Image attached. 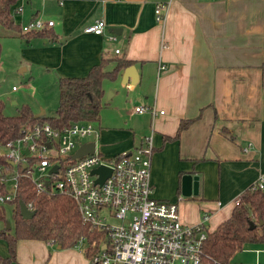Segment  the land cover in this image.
Here are the masks:
<instances>
[{
	"label": "crops",
	"instance_id": "0c3cea01",
	"mask_svg": "<svg viewBox=\"0 0 264 264\" xmlns=\"http://www.w3.org/2000/svg\"><path fill=\"white\" fill-rule=\"evenodd\" d=\"M160 1L168 3L162 21L155 13ZM11 11L20 27L12 33L0 24V40L2 45L4 36L25 39L21 70L40 65L58 83L62 75L86 74L102 56L133 60L136 82L123 79L125 66L116 79H104L105 94L112 87L109 97L125 91L126 109L139 115L128 146L152 132L153 194L178 201L185 221L199 222L207 213L206 224L214 229L264 173V0H16ZM35 15L54 19L44 27L52 36L21 30L23 19ZM98 17L106 20L105 32L86 31ZM111 31L115 40L108 37ZM136 104L157 112H135ZM185 118L193 119L177 135ZM224 125L235 137L224 133ZM107 130L123 132L118 126ZM187 171L199 178V190L190 196L181 192ZM0 251L9 253L7 241ZM231 259L264 264V241L246 243ZM8 264H90V259L77 246L19 238L16 259Z\"/></svg>",
	"mask_w": 264,
	"mask_h": 264
},
{
	"label": "built area",
	"instance_id": "2783aa9c",
	"mask_svg": "<svg viewBox=\"0 0 264 264\" xmlns=\"http://www.w3.org/2000/svg\"><path fill=\"white\" fill-rule=\"evenodd\" d=\"M167 5L164 1L156 4L157 20L165 19ZM53 24L54 19L35 15L21 22V30H39ZM106 24L103 17H98L85 30L104 33ZM108 37L115 40L118 35L111 31ZM115 51L119 52L120 47ZM165 66L163 62L159 65ZM133 109L139 113L157 112L148 104H136ZM100 135L101 128L94 119H76L61 126L49 121L24 125L19 135L0 145L1 154L15 166L5 178L8 189L0 190V202L14 199L22 173L35 182L38 191L57 190L72 196L81 218L99 233L92 239L83 234L75 244L89 252L90 264H259L258 260L236 262L206 254L208 214L199 222H187L181 217L178 201L153 195L152 132L144 133L134 147L112 156L100 150ZM89 141L95 142L93 151L73 156ZM55 165L57 170H51ZM99 166L110 169L102 181L98 180L101 172L93 171ZM35 170L40 172L37 176L33 175ZM252 184L264 189V173ZM27 206L33 209L31 202Z\"/></svg>",
	"mask_w": 264,
	"mask_h": 264
},
{
	"label": "trees",
	"instance_id": "16d2710c",
	"mask_svg": "<svg viewBox=\"0 0 264 264\" xmlns=\"http://www.w3.org/2000/svg\"><path fill=\"white\" fill-rule=\"evenodd\" d=\"M16 0H0V24L19 28L14 20L11 6ZM38 34H52L47 28L30 30ZM52 36V35H51ZM2 45L0 40V55ZM114 60L113 67L108 64ZM133 60L124 56H102L84 75H62L58 79L59 99L54 114L37 117L29 104H23L18 112H5V100L0 97V145L19 135L28 123L49 121L54 125H65L76 119L99 120L103 105L105 78L116 79L121 70ZM193 118L181 121L180 129ZM223 131L235 137L226 125ZM14 165L0 152V190L6 191L5 178L14 172ZM21 170H23L20 167ZM13 205V225L9 221L5 202H0V237L7 241L8 254L0 252V264H8L16 259V245L19 238H41L62 247L74 246L80 236L85 234L90 239L99 235L97 229L85 222L79 213L77 203L67 193L61 191H38L35 182L27 175L18 176L16 196L9 200ZM20 201L33 204L34 214L24 217L20 211ZM7 202V201H6ZM264 189L255 188L251 183L240 194L231 214L223 219L214 229L208 230L204 242L206 254L217 259L229 260L233 254L248 242L264 241ZM251 221L255 224L252 226ZM89 255V252L87 253Z\"/></svg>",
	"mask_w": 264,
	"mask_h": 264
},
{
	"label": "rangeland",
	"instance_id": "374dc122",
	"mask_svg": "<svg viewBox=\"0 0 264 264\" xmlns=\"http://www.w3.org/2000/svg\"><path fill=\"white\" fill-rule=\"evenodd\" d=\"M23 20L22 23L26 22L25 19ZM9 29L12 33L18 32L15 28ZM22 44H25V39L19 36L11 35L3 37L0 58V97L5 100V112L13 114L18 112L21 105L29 104L34 113L45 109L47 114H54L59 99L57 77H55L53 72L42 68L40 65H31L27 70H21L23 66V63L20 64L23 57ZM14 84L17 86V89L12 88ZM111 90H115V87L107 89L105 97L103 98L100 117L97 120L103 128L98 139V144L100 150L106 156H112L118 149L119 151H123L131 148L130 145L128 146L133 140V129L131 126L137 123L139 119L138 114L129 112V109L125 107L127 104L125 100L127 93L124 91V96L113 98L109 97ZM13 101L16 102L14 103ZM140 122L142 123V120ZM112 126H118L123 132L120 135H109L107 129ZM125 146L127 147L125 148ZM1 148L2 150L6 149L5 146ZM39 173L38 170H35L33 175L37 176ZM4 204L8 219L13 225L14 204L10 201ZM2 241L5 242L6 240L0 237V243Z\"/></svg>",
	"mask_w": 264,
	"mask_h": 264
},
{
	"label": "water",
	"instance_id": "95a60500",
	"mask_svg": "<svg viewBox=\"0 0 264 264\" xmlns=\"http://www.w3.org/2000/svg\"><path fill=\"white\" fill-rule=\"evenodd\" d=\"M114 31H117V28H114ZM134 69H135V65L133 64L126 66L124 69L123 79L127 81V79L131 76V81L136 82L137 77H136V74H134ZM35 115L37 117H46L47 112L45 111V109H41L40 111L36 112ZM94 146H95L94 141L85 142L81 146L78 147V149L73 153V156L76 157L78 155H82L84 153L93 151ZM23 150L24 152H28V148H24ZM23 166L25 167L26 164L23 163ZM51 170H57V165H55ZM95 170H98L101 172V175L98 178V180L100 181H102L104 177L108 175L110 172V169L106 168L105 166H99L93 169V171ZM198 190H199L198 175L194 174L192 171H187L183 173L182 178H181V192L186 196H190L192 194L197 193ZM20 211L24 217H31L35 212V210L30 209L24 201H20ZM261 222H264V220H261ZM254 224L255 222L251 221V225L253 226ZM7 226L8 227L11 226L10 221L7 222ZM58 246H61V244H58Z\"/></svg>",
	"mask_w": 264,
	"mask_h": 264
}]
</instances>
